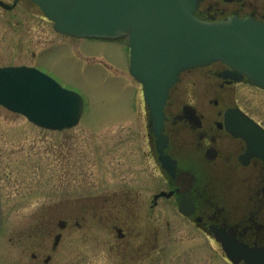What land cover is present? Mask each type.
<instances>
[{
  "label": "rangeland",
  "instance_id": "obj_1",
  "mask_svg": "<svg viewBox=\"0 0 264 264\" xmlns=\"http://www.w3.org/2000/svg\"><path fill=\"white\" fill-rule=\"evenodd\" d=\"M21 65H37L53 73L62 86L84 98L85 106L79 125L63 132L40 129L0 106V189L4 203L0 264H18L21 250L31 249V241L26 240L24 247L17 240L18 231L35 224L34 217L44 210L48 190L54 216H61L67 198L83 195L84 209L94 212L97 195L125 184L138 186L148 202L159 176L140 160L147 134L144 99L141 84L130 73L125 40L60 35L53 22L28 2L11 11L0 8V66ZM241 98L243 108L264 123V92L245 88ZM77 158L83 159L82 174H71L66 184L67 163H76ZM140 217L148 234L160 236L158 251L150 252V263L226 264L219 246L192 228L176 207L160 201L159 208L153 209L147 203ZM83 225V230H70L74 235L84 234L83 245L77 244V236L67 235L62 248H73L74 253L83 248L85 264H98L96 251L108 248L104 244L110 242L111 235L91 215Z\"/></svg>",
  "mask_w": 264,
  "mask_h": 264
},
{
  "label": "flooded vegetation",
  "instance_id": "obj_2",
  "mask_svg": "<svg viewBox=\"0 0 264 264\" xmlns=\"http://www.w3.org/2000/svg\"><path fill=\"white\" fill-rule=\"evenodd\" d=\"M196 1L194 14L204 22L239 18L264 24V0ZM22 2L37 6L31 0H19L18 5ZM42 71L59 82L53 73ZM234 72L229 65L214 62L182 71L171 88L162 133L167 138L164 153L175 164L173 175L160 161V144L144 102L147 134L140 147V160L159 175L148 202L138 186L125 184L97 195L94 212L84 209L83 195L67 198L61 216H54L48 190L44 210L34 217L35 224L18 231L22 246L26 240L31 241L30 250H21L18 264H85L83 248L74 253L73 248L64 249L62 245L67 235L77 236V244L83 245L84 234L74 235L70 230H83L88 215L111 235L110 242L104 244L108 248L96 251L98 264H152L150 252L158 251L160 236L147 233L140 215L147 203L158 209L160 201L176 207L192 228L219 246L226 264H264V123L246 111L240 99L245 88L264 89L245 75L236 78ZM83 169V159L67 163L66 184L71 174L80 177ZM161 193L166 195L158 197ZM0 198L3 223L1 189ZM182 205L191 211L189 216L180 212ZM170 224L167 221L168 229Z\"/></svg>",
  "mask_w": 264,
  "mask_h": 264
},
{
  "label": "water",
  "instance_id": "obj_3",
  "mask_svg": "<svg viewBox=\"0 0 264 264\" xmlns=\"http://www.w3.org/2000/svg\"><path fill=\"white\" fill-rule=\"evenodd\" d=\"M18 1L8 4L0 0V7L13 10ZM32 1L59 33L81 39L127 40L130 73L143 86L160 144V161L170 175L175 164L163 149L167 142L162 133L164 109L182 71L222 61L235 70L236 78L245 75L264 89V24L254 20L204 22L194 15L196 0ZM0 105L37 126L56 131L76 127L85 106L79 93L25 65L0 67ZM179 210L185 216L191 214L183 205ZM1 226L0 200V232ZM217 240L221 242V237Z\"/></svg>",
  "mask_w": 264,
  "mask_h": 264
}]
</instances>
